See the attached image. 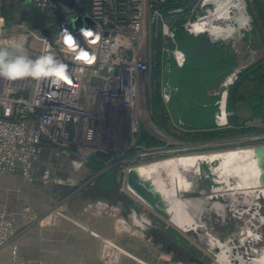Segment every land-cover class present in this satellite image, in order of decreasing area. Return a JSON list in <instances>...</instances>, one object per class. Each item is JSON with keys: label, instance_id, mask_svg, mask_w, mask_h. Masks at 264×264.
I'll return each mask as SVG.
<instances>
[{"label": "built area", "instance_id": "2783aa9c", "mask_svg": "<svg viewBox=\"0 0 264 264\" xmlns=\"http://www.w3.org/2000/svg\"><path fill=\"white\" fill-rule=\"evenodd\" d=\"M76 1L78 7L71 11L54 0H31L33 11H66L67 15L57 20L60 33L56 35L42 33L54 23L14 32L8 27L5 14L0 10V50L9 52L10 62L17 57L13 49L20 42L24 45L30 42L40 45L37 59L25 57L28 75L17 80L0 75V175H20L34 182L43 153L47 151L56 156L63 155L66 150L76 151L72 156L74 166L84 168L89 157L101 153L102 144L98 141L101 135L97 127H101L107 120V114L111 113L126 115L131 151L135 146L134 135L139 129V120L135 118L138 110L136 104L146 78L150 79L153 41L159 35L166 41L175 40L178 32L162 12L161 7L167 0ZM177 13L180 11L171 14ZM76 17H87L91 22L74 28ZM195 21L183 27L189 35L197 37L202 34L193 31ZM85 31H90L92 36L85 37ZM68 35L73 37L75 47L67 45ZM81 51L88 53L90 62L77 58ZM253 53H256L253 60L264 57V51L255 50ZM174 54L179 65L183 66L185 55L180 50ZM239 71L232 74L224 85L234 84ZM164 98L167 102L170 100L168 94H164ZM217 105V127L229 128L233 113L228 110L226 93ZM77 140L81 141L80 146L75 147L73 143ZM147 155L143 151L138 153L136 158L141 159L140 165L147 164L143 162ZM51 178V171L45 170L41 181L48 184ZM258 192L260 195H252L253 205L262 208L260 196L264 200V190ZM103 208L107 210L109 205L99 202L97 212L103 214ZM111 209L119 210L115 207ZM62 214L56 211L47 219L51 222ZM257 214L261 217L259 212ZM221 215L225 220V212ZM22 218L29 223L39 220L31 207L24 208ZM134 218L135 223L138 222L142 227L153 225L146 213L135 214ZM47 219H40V222ZM262 219L264 221V216ZM123 222L127 223L126 219L119 217L116 224L122 228ZM242 228L227 235L229 238L225 241H221V234L214 233L215 243L208 251L212 258L211 264H262L260 261L264 259V248L259 246L264 234L253 225ZM93 234L101 240L102 264H121L124 256L132 257L114 241ZM6 248H11L10 264H52L22 256L15 223L0 206V251Z\"/></svg>", "mask_w": 264, "mask_h": 264}, {"label": "rangeland", "instance_id": "374dc122", "mask_svg": "<svg viewBox=\"0 0 264 264\" xmlns=\"http://www.w3.org/2000/svg\"><path fill=\"white\" fill-rule=\"evenodd\" d=\"M206 1L207 0H200L199 5L195 7L190 13H188V15L186 16L188 18L187 23L197 20L199 12L202 10ZM244 1L246 3V8L248 9L249 5L252 3V0ZM230 3L234 5V9L230 15H227L228 19L235 18L238 15L235 2ZM27 4L29 5V10L32 11L31 14L33 15V17H29L30 12L28 11V8L23 4L22 0H0V10L4 12L6 19L11 16L14 17L11 21V24L8 25L13 28L14 32L21 31L25 28H38L41 26V23H39L41 19V16L38 15L39 12L31 10L30 1L27 0ZM215 8V2L206 3V7L204 10L205 13L202 14V18L207 24H211L214 22L213 18ZM248 20L244 24L241 23L240 26L237 21H234L233 24H231V30L228 33L220 36H213L211 34L202 35H206L214 41L225 39L230 35L240 36L241 29H234L238 26L240 28L246 27V25L250 23L248 22ZM74 28H77L75 24ZM181 28L186 32V30L182 26ZM212 30L217 33V31L221 29L217 27ZM20 43L22 44V42ZM22 45L21 47H19V49L14 50L13 54L15 56L25 57ZM149 82L150 79L148 80L147 77L144 86L138 93V101L136 104L138 110L135 112V118L139 120V126L144 125L154 137L170 145L177 146V141L172 139L154 124L152 115L148 109L147 91L150 85ZM106 119L107 120L101 127H97V130H100L101 135V139L98 140L101 141L99 143L102 144L100 152L107 155L111 160H113L110 164V167L126 165L127 169L125 170V173H127V171L133 167H143L145 165L147 166L150 164L159 163L175 158L194 157L200 155H209L213 153L241 151L246 149L257 150L264 146V143L256 145L241 144V146L233 144L219 148H210L204 151H177L176 153L170 154L165 158L148 160L147 164L140 165V162H142L141 159L134 158L133 160L129 161L125 156L128 155L131 151L130 140L128 141V139H131V137H128L126 129V115L117 116L115 113H111L107 114ZM80 142V140H77L76 143H73V146H80ZM75 153L76 151L66 150L64 151L63 156L57 155L56 157H54L52 155H47L45 157L42 166L48 168L52 174L51 181L48 184H43L40 181L29 182L20 175H0V192L2 193L3 198V208L7 211L6 213L9 214V216L16 219L17 223L19 224L21 234L24 231L25 224L26 226L30 224H36L35 228H37V224L41 223L40 218H42L43 215H45L51 209L63 205L69 210L71 209L78 215V217L81 215H85L86 218L89 219L90 217L101 218L105 215L112 216V219L114 220L113 233L116 237L115 239H112L110 237L106 239L112 240L118 245V241H122V239L125 240L127 242V246L133 248V250L141 252L142 254L155 259L154 264H170L174 263L175 261L185 262V260L188 259L190 261V257L188 255L182 253L178 256V251L175 252L171 246L165 247L153 243L152 241L154 237L153 239H151L152 235L145 234V236H142L140 233H130L122 230L121 225H117L116 221L119 217H123L124 219H126V216L124 215V209L118 207L119 202H125V200L120 198L116 199L114 194H110V200L101 198L93 203L91 205L92 207H90V200L85 199V196L88 195L92 186L96 183V179L94 177H91L86 169L79 168L72 164V156L73 154L75 155ZM143 162H145V160ZM240 162L241 161H239L237 164H240ZM222 163V159H218L214 162H211L209 160L205 162V164L202 166L203 172L197 178V180L195 179V175L197 173L196 168H186L184 170H181V177L178 181V188L181 190L184 198L188 199L191 204H195V212L198 214V211H204L203 207L196 206L198 202H201L202 200L205 203L208 202L205 212L201 217L204 227H199L198 222L195 221V216H192L190 218V221L188 220L189 230L187 229V231H185L175 226L170 221L164 220L160 216L154 214L141 202L134 200L131 197H129V201H131L132 204L130 202H128V204L129 206H137L139 211H141L142 213H146L148 215V218L153 223H155V218L161 222L160 225H167L168 229H173L178 235H181L182 237L188 239L191 245H194L195 247L201 249L204 254L212 261L211 255L208 253V251L209 247L213 243H215L213 238L215 236L214 233L218 232L219 234H221V241H225L229 238L227 235H231L236 231H241L243 230L242 227L245 226L249 227V225H253L258 228L259 232H262L264 230V221L262 219V217L264 216V200L262 196H260V204L262 208H257L254 207L252 195L249 194L247 196H244L240 193L239 195L232 197L228 195H222V193L211 196L208 193L202 192L204 190L208 191L210 186L214 184V181L218 179V168L221 167ZM232 164L233 162H231L230 165ZM238 171L240 178V188L247 192H249L250 190L254 191L253 195L255 197L256 195H260L258 191H263L264 186H262L261 184V178L256 174L254 163H252V165L245 164V166L239 165ZM162 178L165 181L166 189L169 191L172 187L171 177H168L165 174L162 176ZM228 179L233 187L237 185L238 180L233 176V174L229 175ZM154 182L156 184V187L160 189V186H162L161 179H155ZM184 198L179 199L178 201L179 205L177 206V208L179 214H185L183 206H185L186 209L188 206L187 202L183 200ZM99 202L109 205V208L107 210L105 208L101 210L104 211L103 214H99L97 212V206L99 205ZM161 203L171 205V201H169V199L167 200V202L165 200H161ZM216 204L223 205V209L216 207ZM169 205H167V207H169ZM125 206L126 205H124L123 207L125 208ZM25 207H31L33 213L38 217L39 220L33 223H29L28 221L24 220L22 218V212ZM111 207L119 208L120 210H114L111 209ZM224 212L225 217L227 218L226 220H230V222L225 226H221L220 224H218V217L219 215L221 216V214H223ZM257 212L261 214V217L257 214ZM128 225L130 224L128 223ZM34 231H36L38 235V229H35ZM155 240L157 241L159 240V238L155 237ZM259 248H264V243L261 244ZM166 249H168L169 251H166ZM21 250L23 255H25V257L27 258H30L32 260H39L40 258L39 249L36 246L27 247L26 249L22 247ZM171 250L172 254L168 253L171 252ZM159 256L163 257L160 261L158 260ZM125 257L129 256H124L123 259ZM185 263L191 264L188 261H186Z\"/></svg>", "mask_w": 264, "mask_h": 264}, {"label": "trees", "instance_id": "16d2710c", "mask_svg": "<svg viewBox=\"0 0 264 264\" xmlns=\"http://www.w3.org/2000/svg\"><path fill=\"white\" fill-rule=\"evenodd\" d=\"M199 2L200 0H167L161 7L163 14L169 18L172 28L178 29V32L175 40L166 41L159 35L153 41L154 56L147 97L148 109L154 124L179 144L202 143L207 145L202 150L191 151H204L233 144L241 146V144L264 143V57L253 60L250 65L241 69L231 44H226L221 40L214 41L206 35L195 37L185 32L181 26L187 23L186 16L199 5ZM253 3L257 8L264 9L263 0H254ZM233 9L232 3H224L216 6L214 12L224 17L230 15ZM174 11H180V13L171 14ZM38 15L41 16L40 27L55 24L42 33L56 35L60 33L56 24L57 20L65 17L67 13L61 10L58 13L39 12ZM202 33L217 35L212 29H206ZM254 35L258 36V33ZM249 38L248 35L247 41ZM259 43L257 47H251L254 44L251 45L249 51H264V43L260 41ZM176 50H180L186 57L183 66H180L176 59L174 54ZM238 70L240 71L235 83L225 86L227 79ZM224 93L228 96V110L233 113V116L230 119L229 128L219 129L216 123L219 112L217 103ZM164 94L170 96L168 102ZM240 138L246 139L238 140ZM134 142L133 150L125 155L129 161L136 158L141 151L148 154L144 158L145 162L165 158L177 152H173L176 149L174 145L160 141L144 125L139 126L137 134L134 135ZM50 153L51 151L43 153L44 159ZM112 161L102 153L88 158L84 167L87 168L91 177L96 179V183L86 195L88 199L95 201L100 196L105 198V193L100 187L105 175L101 174ZM193 162L194 157L182 158L180 177L181 170L186 169L185 165H193ZM120 169L125 170L127 166L121 165ZM197 178L195 177L196 180ZM123 180L124 172H122ZM184 201L188 204L187 209L183 206L185 213L190 218L195 216L198 226L204 227L201 217L205 211H198L197 214L194 210L195 204H191L186 198ZM197 204V207L204 208L205 202L202 200ZM218 218V224L221 226L230 222L226 220L227 218L223 220L222 215ZM154 221L161 224L155 218ZM169 232L177 238L181 252L190 257V261L188 259L185 262L211 264V260L201 249L191 245L187 239L178 235L173 229H169ZM261 233L264 234V230ZM162 238H165L164 235H160V239ZM261 243H264V239Z\"/></svg>", "mask_w": 264, "mask_h": 264}, {"label": "crops", "instance_id": "0c3cea01", "mask_svg": "<svg viewBox=\"0 0 264 264\" xmlns=\"http://www.w3.org/2000/svg\"><path fill=\"white\" fill-rule=\"evenodd\" d=\"M28 1L31 2V0H28ZM253 1L254 0H252V3ZM22 2L28 8V11L30 12L29 17L31 16L33 17V15L31 14L32 11L29 10V7H28L29 5L27 4V0H22ZM252 3L249 5V8L246 10L247 18L241 22L237 21L240 26L241 23L243 24L246 23L249 18L248 22L250 23L247 24L246 27L244 28H240L238 26L237 28L234 29V30L241 29L240 36L230 35L229 37H226L225 39L221 40L222 42L226 44L232 45V51L237 56V59L239 60L238 62L241 65V69L250 65L253 59L256 57V53H253V51H249L250 46L253 44L254 45L251 47L259 46L260 45L259 41L264 43V9L261 10L257 8L254 5V3L253 4ZM263 7H264V0H263ZM227 17L228 16H224L223 18L228 19ZM13 18L14 17L11 16L6 19L8 25L11 24V21L13 20ZM8 27L10 28V30H13L12 27L10 26ZM254 33L256 34L258 33V36L254 35ZM248 35L250 36V38L247 41L246 37ZM213 36H217V35L213 33ZM251 41L253 43H251ZM22 44L20 43V46L18 44L16 50L19 49V47H21L22 45L25 57H29L32 59L38 58L39 52H40V45L38 43L30 42L29 44H25V45L24 43ZM14 50L15 49H13V53H14ZM259 138H262V137H259ZM243 139H246V138H240L238 140H243ZM206 146H207L206 144H202V143H198V144H185V143L179 144L178 143L177 146L174 145L176 149L173 152L202 150ZM50 155L56 157L54 153H50ZM43 160H44V157L42 159L41 164L39 165V168L37 169L35 173L36 180L34 182L36 181L42 182L41 179H42V176L45 170H49L48 168H45V169L42 168ZM73 160L74 159L72 158V164L74 165ZM83 169H86V171L89 173L87 168L84 167ZM199 173L200 172L197 171L196 177L200 176ZM103 174L104 172L101 175ZM1 175H11V174H1ZM238 177H239V174H238ZM101 198L102 197L100 196L98 197L97 200ZM85 199H88V198L85 196ZM89 200L91 203L89 205L90 207H92L91 205L97 201V200L93 201L91 199ZM128 202L131 203V201H125L126 203L125 205L127 206V208H130ZM0 206L3 211L7 212L3 208L4 205H3L2 193H1ZM126 206L125 208L120 207V206L118 207L124 209V215L126 216V219L128 220V214L130 213V209L126 211L125 210ZM132 206L135 207L134 209L136 210V212L138 211L139 214L142 213L141 211H139L137 206L135 205H132ZM56 211H61L63 214L56 216L53 219V221L50 222V220H48L47 217ZM9 217L15 223V226L17 228L18 241H19L21 248L24 247V249H26L27 247L36 246L39 249V253H40L39 260L49 262L52 264H101V240L100 238L96 237L93 233H96L97 235L104 237V238L110 237L112 239H115L116 237L113 233L114 220L112 219V216L105 215L101 218L100 217L99 218L90 217L89 219H87L85 215H81L78 217L76 213H74L71 209L69 210L67 207L63 205L57 206L51 209L50 211H48L45 215H43V217L40 219H43V220L47 219V221L42 222L40 224L38 223L37 228H35L36 224H33V225L30 224L28 226H26L25 224V228L22 234L20 232V229H19L20 227L16 219L12 218L11 216ZM132 219H133L132 226L133 228H135L134 230L138 231L142 236H145V234L152 235L151 239H153L154 237L152 241L153 243L160 245V246H165V247L171 246L172 248H175V245L179 243L177 238L174 235H172L171 232H169L167 225L166 226L164 225L165 226L164 227L154 221L155 223H153L152 226L148 227L147 232L143 233L142 229H144L145 227H142L141 225H139V223L136 224L134 217H132ZM35 229H38L37 231L38 235L36 231H34ZM160 235H164L165 238L160 239ZM155 237L159 238V240L156 241ZM118 243L120 246L122 245L121 247H124L126 251L132 257H134V258L125 257L122 261V264H142L139 261H142L145 264H154L155 259L150 258L149 256L142 254L141 252L133 250V248H130L129 246H127V242L125 240L122 239V241L120 240L118 241ZM166 251H169V250L166 249ZM178 252H181L180 248L178 249ZM21 253H22V250H21ZM168 253L172 254V250L171 252H168ZM22 256L25 259H30V258L25 257L23 253H22ZM161 258L163 257L159 256L158 260L160 261ZM10 263H11V248H6L0 251V264H10Z\"/></svg>", "mask_w": 264, "mask_h": 264}, {"label": "bare ground", "instance_id": "6f19581e", "mask_svg": "<svg viewBox=\"0 0 264 264\" xmlns=\"http://www.w3.org/2000/svg\"><path fill=\"white\" fill-rule=\"evenodd\" d=\"M210 2H215L216 6L223 5L226 2L229 3L235 2L238 15L235 18H230L228 20L219 16L214 12V18H213L214 25L213 23L207 24L205 20H203L202 14L205 13L204 10L206 7V3H210ZM246 10L247 8L244 0H207L202 10L199 12V16L197 20L193 24L192 27L193 31L196 33L203 34L202 32L206 29H215L218 27L221 29L217 31L218 36L226 34L231 30L232 28L231 24H233L234 21L241 22L247 18ZM186 158H190V157H186ZM218 159H222L223 163L221 167L218 168V179L214 181V183L217 185H223L219 187L220 189L225 191V193H222V195H228L232 197H235L240 193L243 194L244 196H247L248 194L253 195L254 191L250 190L249 192H247L240 188V178L238 177L239 165L245 166V164L252 165V163H254L256 174L261 178L262 186L264 185V152L259 149L257 150L246 149L241 151H229L223 153H213L209 155L194 156L193 165L186 164L185 166L186 168H196L197 171L200 172L199 174L201 175L203 172L202 166L205 164L206 161L209 160L211 162H214ZM181 160L182 158H175L159 163L150 164L143 167H138L135 169V173L142 181L145 187V191L148 192L151 199L157 203L162 204L166 208L168 213H170L169 221L175 226L179 227L180 229L187 231L188 220L190 221V217L186 213L179 214L177 208V206L179 205L178 202L179 199L184 198L181 190L178 188V184H179L178 181L180 179ZM239 161H241L240 164H237ZM230 162H233V164L230 165ZM164 174L171 177L172 180L171 181L172 187L169 191L166 189L165 181L162 178ZM231 174H233V176L236 177L238 180L237 185L234 187L228 179L229 175ZM155 179L156 180L161 179L162 186H160V189L156 187V184L154 182ZM167 198L169 199V201H171V205L161 203V200L162 201L165 200L167 202L168 200ZM183 200H185V198ZM167 205H169V207H167ZM206 205H208V203L204 204V211L206 209ZM215 206L223 209V205L221 204H216ZM122 230H126L130 233H139L138 231L129 227V225L126 222H123ZM260 263L264 264V259L260 261Z\"/></svg>", "mask_w": 264, "mask_h": 264}, {"label": "water", "instance_id": "95a60500", "mask_svg": "<svg viewBox=\"0 0 264 264\" xmlns=\"http://www.w3.org/2000/svg\"><path fill=\"white\" fill-rule=\"evenodd\" d=\"M54 1L71 11L75 10L78 7L76 0H54ZM90 22H91L90 19L87 17H82V18L76 17L74 19V24L75 26H77V28L81 27L82 25H89ZM259 150H262L264 152V146L259 148ZM136 168L138 167H133L129 169L127 173L124 172V180L122 181V171L120 169V166L109 167L104 172L105 177L102 183L100 184L101 189L107 193L117 192L125 201H129V197H131L134 200L141 202L146 208H148L154 214L160 216L164 220L169 221L170 213H168V211L162 204L157 203L151 199L148 192L145 191V187L142 181L135 173ZM202 192L214 196L216 194H220L225 191L213 184L210 186L208 191L204 190ZM104 197L108 200L111 199L110 195H105ZM118 205L120 207H123L125 205V202H119ZM134 208H135L134 206H130V208L125 209L126 211L130 209V213L128 214L127 221L132 229H135L132 226L133 224L132 217H134L135 214H137ZM145 228L142 229L143 233L147 232L148 227L146 229Z\"/></svg>", "mask_w": 264, "mask_h": 264}, {"label": "clouds", "instance_id": "9594fccd", "mask_svg": "<svg viewBox=\"0 0 264 264\" xmlns=\"http://www.w3.org/2000/svg\"><path fill=\"white\" fill-rule=\"evenodd\" d=\"M83 35L85 37H91L92 33L90 31H85ZM66 42L69 47H75L74 39L71 35L66 37ZM9 55V52L0 50V75H3L9 80H17L28 75L26 58L24 56H17L10 62ZM77 58L89 61L88 53L85 51H81Z\"/></svg>", "mask_w": 264, "mask_h": 264}, {"label": "flooded vegetation", "instance_id": "af4514ba", "mask_svg": "<svg viewBox=\"0 0 264 264\" xmlns=\"http://www.w3.org/2000/svg\"><path fill=\"white\" fill-rule=\"evenodd\" d=\"M104 193H105L104 195H110V194L112 195V194H114L115 197H116V199H118V198L122 199V197H121L117 192H110V193H107V192L104 191ZM179 247H180V245L176 244V245H175V248H173L174 251L177 252L178 249H179ZM182 253H183V252H180V253L178 252L177 255L179 256V255L182 254ZM181 260H182V259H181ZM184 260H185V259H184Z\"/></svg>", "mask_w": 264, "mask_h": 264}, {"label": "snow or ice", "instance_id": "6c2138e0", "mask_svg": "<svg viewBox=\"0 0 264 264\" xmlns=\"http://www.w3.org/2000/svg\"><path fill=\"white\" fill-rule=\"evenodd\" d=\"M63 78V77H62Z\"/></svg>", "mask_w": 264, "mask_h": 264}]
</instances>
